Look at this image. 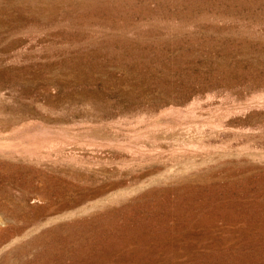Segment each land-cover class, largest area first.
I'll list each match as a JSON object with an SVG mask.
<instances>
[{"label":"rangeland","instance_id":"rangeland-1","mask_svg":"<svg viewBox=\"0 0 264 264\" xmlns=\"http://www.w3.org/2000/svg\"><path fill=\"white\" fill-rule=\"evenodd\" d=\"M0 264H264V0H0Z\"/></svg>","mask_w":264,"mask_h":264}]
</instances>
